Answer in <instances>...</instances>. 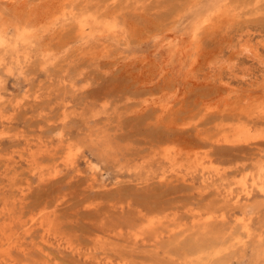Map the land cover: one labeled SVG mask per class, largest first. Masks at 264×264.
Instances as JSON below:
<instances>
[{"label": "rangeland", "instance_id": "374dc122", "mask_svg": "<svg viewBox=\"0 0 264 264\" xmlns=\"http://www.w3.org/2000/svg\"><path fill=\"white\" fill-rule=\"evenodd\" d=\"M12 2L0 264H264V0Z\"/></svg>", "mask_w": 264, "mask_h": 264}, {"label": "bare ground", "instance_id": "6f19581e", "mask_svg": "<svg viewBox=\"0 0 264 264\" xmlns=\"http://www.w3.org/2000/svg\"><path fill=\"white\" fill-rule=\"evenodd\" d=\"M1 1H9L10 3H13L12 1H14V2H17V1H19L18 3H20L21 5H23V3H26L25 2V0H1ZM80 2V1H79ZM55 4V3H54ZM67 4V3H66ZM32 5V4H31ZM56 5V4H55ZM15 6V5H14ZM57 6V5H56ZM75 6V5H74ZM67 7V6H66ZM16 8V7H15ZM41 16V15H40ZM75 17V16H74ZM36 18V17H35ZM48 18V17H47ZM41 19V18H40ZM46 19V18H45ZM44 19V20H45ZM78 21V20H77ZM76 20H75V23H78ZM5 22V21H4ZM43 22V21H42ZM62 22V21H61ZM73 24V23H72ZM211 25V24H210ZM91 28V24H89V23H82V24H79V30H80V34L82 35V36H85V37H87V36H89V35H91V32L89 31V30H91L90 29ZM77 29H78V26H77ZM78 30V31H79ZM113 30V29H112ZM29 31V30H28ZM76 31V30H75ZM6 32H7V30H6ZM5 33V32H4ZM80 36V35H79ZM82 36H80V37H82ZM84 37V38H85ZM17 38V37H16ZM22 39V38H21ZM249 40H250V37H249ZM248 39L246 40V41H243V42H240L239 43V56L240 55H246L247 57H249L250 59H254V58H259V56H260V53H261V51L260 50H262V49H260L261 47H263L264 48V41L263 42H258V43H252V41H249ZM242 41V40H241ZM6 43V36H5V34H2L1 33V31H0V45H3V44H5ZM238 47V46H237ZM195 48V47H194ZM19 52H20V50H19ZM22 52V51H21ZM7 53V52H6ZM207 54V53H206ZM204 55V54H203ZM21 57V56H20ZM23 57V56H22ZM21 57V58H22ZM31 60V59H30ZM16 61H17V59H16ZM21 62V61H20ZM27 62V61H26ZM259 62L263 65V67H264V58H259ZM16 63V62H15ZM24 63V62H23ZM17 64V63H16ZM20 64V63H19ZM21 64H22V62H21ZM20 64V65H21ZM18 65V64H17ZM24 65V64H23ZM82 66V65H81ZM19 67V66H18ZM24 68V67H23ZM20 70V69H19ZM25 70V69H24ZM264 73V72H263ZM244 75V74H243ZM243 75H237V77L239 78L240 77V79H242V78H244V77H246V75L245 76H243ZM221 81V86L222 87H228V86H230V82H227V81H223L222 79L220 80ZM225 89V88H224ZM226 90V89H225ZM221 92V91H220ZM221 93H223V92H221ZM224 94V93H223ZM220 95V94H219ZM227 95H229V94H227ZM227 95H223L222 96V98L223 97H227ZM262 95V94H261ZM258 98V97H257ZM225 100H226V98H224ZM10 103V102H9ZM16 103V102H15ZM6 103H4L3 102V98L0 96V110H2L3 109V106L5 105ZM162 105V104H161ZM167 106V105H166ZM162 108V107H161ZM164 108V107H163ZM166 108V107H165ZM170 108V107H169ZM207 109H209V108H207ZM162 111H164V110H162ZM206 111V110H205ZM2 112V111H1ZM12 114V113H11ZM3 115L5 116V114L4 113H2V117H3ZM1 116V115H0ZM9 116V115H8ZM8 116H6V118L8 117ZM264 117V116H263ZM148 119V118H147ZM137 123V122H136ZM141 125V124H140ZM159 130V129H158ZM170 130V129H169ZM1 131V130H0ZM60 131V130H59ZM167 131V130H166ZM3 133V132H2ZM7 133H9V132H7ZM163 133V132H162ZM4 134V133H3ZM59 134V133H58ZM100 134V133H99ZM6 135V134H5ZM242 135V134H241ZM98 136V135H97ZM108 136V135H107ZM162 136V135H161ZM0 137H1V135H0ZM94 137V136H93ZM99 137V136H98ZM103 138V137H102ZM95 139V138H94ZM94 139H92V140H94ZM105 140V139H104ZM165 140V139H164ZM167 140V139H166ZM165 140V141H166ZM66 141V140H65ZM97 141H100V138H99V140H98V138L96 139V142ZM102 141V140H101ZM101 141L100 142H98V143H101ZM89 142V141H88ZM92 142V141H91ZM96 142H94V143H96ZM107 143V142H106ZM108 144V143H107ZM95 145V144H94ZM98 145V144H97ZM93 146V145H92ZM104 146H106V145H104ZM102 148V147H101ZM107 148V147H106ZM105 148V149H106ZM48 150H50V149H48ZM48 150H46V151H48ZM45 151V152H46ZM103 151V150H102ZM21 152V151H20ZM22 153V152H21ZM24 154V153H23ZM23 154H22V156H23ZM100 154H101V151H100ZM21 155V154H20ZM27 156V155H26ZM74 158V157H73ZM73 160V159H72ZM176 161V160H175ZM201 161V160H200ZM199 161V162H200ZM171 162H174V161H171ZM170 161H169V163H171ZM195 163V162H194ZM178 164V163H177ZM173 166V165H172ZM190 166H191V164H190ZM205 166V165H204ZM35 167V166H34ZM36 168V167H35ZM201 168V167H200ZM57 170V169H56ZM173 170V169H172ZM176 170V169H175ZM197 170H199V169H197ZM209 173V172H208ZM218 173V172H217ZM178 174H179V171H178ZM260 174V173H259ZM56 175V174H55ZM177 175V174H176ZM204 175V174H203ZM178 176V175H177ZM211 176V175H210ZM167 177V176H166ZM165 177V178H166ZM209 179V178H208ZM212 179V178H211ZM255 179V178H254ZM257 179V178H256ZM262 179V178H261ZM256 181V180H255ZM253 186V185H252ZM255 186V185H254ZM251 189V188H250ZM232 191V190H231ZM247 191V190H246ZM241 192V191H240ZM250 192H252V189H251V191ZM243 194V193H242ZM247 194H248V192H247ZM249 195H251V194H249ZM238 197H239V195H238ZM35 221H36V219H35ZM34 221V219H33V224L32 223H29V224H32L31 226H29V228L26 230V233H31L32 232V230H33V228L36 226V222ZM245 220H241V222L243 223ZM1 222V221H0ZM41 226H44V221L42 220L41 221ZM153 224V223H152ZM26 226V225H25ZM6 230V229H5ZM53 231V230H52ZM2 237V236H1ZM9 238V237H8ZM44 239V238H43ZM17 240V239H16ZM45 240V239H44ZM100 241V240H99ZM99 243V242H98ZM101 243H102V241H101ZM42 244V243H41ZM70 245V244H69ZM91 245V244H90ZM221 245V244H220ZM233 245V244H232ZM198 248V247H197ZM47 259V258H46Z\"/></svg>", "mask_w": 264, "mask_h": 264}]
</instances>
